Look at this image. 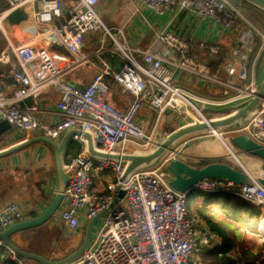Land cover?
<instances>
[{
    "label": "built area",
    "instance_id": "1",
    "mask_svg": "<svg viewBox=\"0 0 264 264\" xmlns=\"http://www.w3.org/2000/svg\"><path fill=\"white\" fill-rule=\"evenodd\" d=\"M8 1L9 5L0 11L2 30V19L29 3L36 6L34 22L49 28L21 45L8 40L6 49L2 51L0 59H9L12 52L20 67L12 71L13 80L18 84L12 95H5L0 84L1 117L27 135L36 131L58 140L70 127L75 126L82 131V134L73 136L80 152L65 164L66 170L75 163L78 165L67 182L59 221L71 230L77 229L80 213L91 219L106 209L120 191L124 192L119 203L105 216L94 242L70 264H206L203 253L218 241L210 229L198 228L190 214L189 193L171 185L172 175L166 164L172 159L163 160L160 165L135 169L125 176L127 161L90 153L83 133H91L96 150L107 154L122 155L129 153L133 147L137 150L150 148V151L158 145L156 135L167 108L173 109L174 125L181 127L207 121L209 117L205 111L212 105L250 98L258 89L254 78L247 81L250 67L256 64L254 62L250 66V56L257 36L264 38V34L243 24L236 9L227 0L136 1L137 9L143 6L155 14L171 11L175 15L190 11L230 31L234 41L221 64L220 70L225 73L221 77L206 73L188 57L191 41L195 40L193 35L186 38L166 27L155 32V39L164 44L162 49H140L130 44L125 25L111 26L102 18L98 9L101 0H73L71 4L66 0ZM87 34L98 36L97 48L90 53L83 50ZM200 47L210 48L213 56L220 49L219 44L204 40L200 41ZM172 50L180 56L173 63L174 68L222 87L226 97L215 101L177 84L175 71L165 67L168 61L166 54ZM137 53H141V59L136 56ZM107 54L117 61L118 67L104 58ZM93 56L100 58L101 65L91 81L84 86L70 81L69 75ZM106 76L113 77L121 90L132 95L125 110L107 101L110 87ZM50 86L59 92L57 106L61 119L55 123L42 118L37 103L21 105L27 97L37 102ZM145 108L157 115L149 133L148 125L138 118L139 112ZM241 130L240 134L264 145V98L246 117ZM169 135L170 131L164 129L163 139ZM222 139L225 141L224 137ZM226 147L227 157L236 153L228 143ZM95 170H107L113 174L114 180L107 184L104 191L94 190ZM261 176H264V170ZM195 189L207 194L221 192L237 195L255 207L264 205V185L255 176L247 184H237L226 178L203 179L195 184ZM122 200L127 201L128 209L122 206ZM26 213L15 201L0 207V229L25 219ZM3 245L0 239V246ZM262 255L264 258V247ZM16 261L24 264L19 256ZM257 264H262L261 260Z\"/></svg>",
    "mask_w": 264,
    "mask_h": 264
},
{
    "label": "crops",
    "instance_id": "2",
    "mask_svg": "<svg viewBox=\"0 0 264 264\" xmlns=\"http://www.w3.org/2000/svg\"><path fill=\"white\" fill-rule=\"evenodd\" d=\"M136 1L137 0H101L98 9L102 12H108L110 15H113V17L119 18L122 22L121 25H125V27L128 28L129 37H127V40L129 43L140 49L150 47L157 50L162 49L164 44L155 39V32L158 29L166 27L186 38L193 35L195 40L198 41L204 40L206 42L219 44V46L220 44H224V46L228 47L227 52H229L233 45V34L230 31L223 30L221 26L217 25L212 20L201 18L190 11H185L178 15H175L171 11L164 14H155L150 9L143 6H140L141 8L137 9ZM66 2L71 4L73 3V0H66ZM35 7L36 6L33 5L24 9L25 11H23L22 8L24 14L28 15L27 20L9 21L7 18L2 19L4 30L0 28V56L2 51L6 49L8 40L15 45H21L31 40L33 34H35L34 36H38L49 28L47 25L28 21L29 17L33 19V10ZM112 26H116V24ZM257 44L258 41L256 45ZM97 45V34H87L83 46L84 50H87L85 53L93 52L97 48ZM136 56L141 59V53H137ZM166 56L168 61L165 64V67L167 70L175 71L174 79L177 84L215 101L223 100L226 97L223 93L222 87L213 86L210 83L198 79L192 74L183 73V71L174 68L175 65H173V63L180 59L179 53L172 50L169 51ZM104 58L109 59L115 67L119 66V64L116 65L117 61L114 60L111 55H104ZM253 58H255V56ZM258 60H260L259 57L257 58V61ZM261 61L256 67V70L255 67H250L249 79L247 81L254 78L257 83H260L263 80L264 65L261 64ZM100 65V58L98 56H93L87 63L76 68L69 75L68 79L72 80V82L79 86H84L91 81ZM18 67H20V64L15 54L12 52L9 59H0V84L3 93L7 96L12 95L18 87V84L14 82L12 77V71ZM107 77L113 79L114 83H109L107 81L110 89L106 97L112 99L119 109L125 110L130 100H132V95L121 90L113 77ZM193 88H196L197 91ZM206 88H208V90L204 92ZM216 89L221 93L220 95H216L212 92ZM201 92H204L206 95H203ZM58 100V90L55 87L50 86L42 93L39 100L34 102L41 108V116L45 121L55 123L61 119V114L57 106ZM231 103L233 104H231L230 107H233L237 101ZM156 116L155 111L145 108L139 112L138 118L147 124L149 128L150 126H153L156 121ZM168 119L169 114L166 113L159 123V125L162 124V131H158V134L156 135L157 142H160V140H158L159 138H162L163 140V130L168 129L166 127ZM172 124H174V121ZM198 133L199 131L192 132L179 139L172 145L170 150L166 152L164 160L177 158L196 167H202L214 161H224L236 168H242L241 165L236 166L227 160L229 157H227L228 151L225 152L217 135L211 132ZM31 136L32 134L27 135L23 132H13L11 134L3 135L0 138V150L8 148ZM234 147L241 159L236 153L233 155H235L238 161H241L240 163L245 166L246 170L249 171L252 176H261L262 171L264 170V159L252 152L243 150L236 145H234ZM129 152H133V149H130ZM93 178L95 180L94 190L99 192L104 191L107 184L114 180L113 174L107 170H95L93 172ZM57 187L56 157L52 146L49 144L45 142H37L26 146L17 152L0 157V207L5 206L9 202L15 201L27 211L26 218L37 216L41 214L52 201L57 191ZM221 198L224 199L225 197L223 196ZM231 198L234 199V197ZM240 198L245 204L256 210V207L252 205V203L244 200L242 197ZM233 199H229V202L232 203L234 201ZM59 209L54 217L46 223L13 233L11 235V240L21 249L38 253L49 259H58L67 256L76 250L83 242L87 225L92 218L88 219L84 213H80V226L77 229L71 230L59 221ZM256 211L258 212V210ZM224 212L227 214L229 211L224 209ZM104 220L105 216L99 218L95 222L92 230L91 244L97 238L104 224ZM235 220L241 221L239 219ZM255 223L257 222L251 219L250 224L247 225L251 229H258L256 233L262 236L263 233L261 228L259 230L258 226L257 228L253 227V224ZM219 226L226 231L233 241H235L234 237L231 236L230 231L225 228L226 226L222 224ZM210 230L215 234L216 240L219 242L221 240L220 234L213 231L211 228ZM240 241L234 242V248H240V246L243 245ZM245 243L246 242H244V245ZM16 257L17 256L12 252V258L16 260Z\"/></svg>",
    "mask_w": 264,
    "mask_h": 264
},
{
    "label": "water",
    "instance_id": "3",
    "mask_svg": "<svg viewBox=\"0 0 264 264\" xmlns=\"http://www.w3.org/2000/svg\"><path fill=\"white\" fill-rule=\"evenodd\" d=\"M246 1L264 10V0ZM8 5V0H0V11H2ZM6 18L9 21H23L28 19V15L24 14L21 8H18L13 10ZM263 98L264 78L260 83H258L257 92L250 98L235 103V105L233 106L235 110L231 113L222 115L221 117L217 118H209L207 121H198L181 127H176L174 124H172L175 118V114L172 108H167L166 113L169 114V119L166 127L169 129L170 135L161 140L155 148L145 153L129 152L122 155L107 154L105 152L96 150L91 133L84 132L83 134L88 140V150L90 153L102 157L122 158L123 160L127 161L125 172L126 176L133 170L139 169L144 164H149L147 167L152 166L155 162L164 157L166 152L170 150L174 143H176L179 139L187 134L204 130H210L216 134V131L219 128L232 125L242 118H246L252 110H255L260 105ZM32 104H34V99L32 97H27L23 102H21V105L23 107L26 105L31 106ZM226 108L232 107H230L229 105ZM13 132L22 133L18 127L12 126L0 115V138L3 135L11 134ZM31 134V137L24 139L21 142H18L8 148L0 150V157L17 152L18 150L37 142H45L49 144L50 146H52L56 157L58 179L57 191L52 201L41 214L34 217L25 218L3 229H0V239L4 242L5 246H7L12 252H14L17 256L21 257L24 260V264H70L89 248L92 242V230L95 222L99 218L106 216L109 210L119 203L120 198H122L124 195V192L120 191L106 209L99 212L90 220L87 225L83 242L76 250H74L67 256L58 259H49L38 253L21 249L11 240V235L17 231L37 227L46 223L52 217H54V215L60 208L67 182L74 172V168L78 165L77 163H75L71 168L67 170L65 169L66 152L68 146L73 141V136L76 134H82V131L78 127H70L58 140L45 136L43 134H37L36 131H32ZM232 142L237 147L248 152H252L264 159V145L259 144L258 142L249 138L247 135L238 134L232 138ZM239 164L242 167L241 169L236 168L224 161H214L208 163L205 166L196 167L190 165L184 160L176 158L168 162L167 169L172 175V179L170 181L171 185L179 191H186L190 193L192 190H196L195 184L203 179L226 178L237 184L251 183L252 177L250 176L249 172L245 169V166L243 164ZM258 180L264 185V176H259Z\"/></svg>",
    "mask_w": 264,
    "mask_h": 264
},
{
    "label": "rangeland",
    "instance_id": "4",
    "mask_svg": "<svg viewBox=\"0 0 264 264\" xmlns=\"http://www.w3.org/2000/svg\"><path fill=\"white\" fill-rule=\"evenodd\" d=\"M227 1L230 5H232L236 9L237 13L239 14V17L243 20V24L247 25L248 27L256 28L258 31H260L264 34V22L259 21L248 9L242 8L240 6V0H227ZM99 11H100L102 18L104 19V21L107 24H109L111 26L114 24H116V25L122 24V22L119 18L113 17V15H110L108 12H102L101 10H99ZM28 21L33 22L34 19H31L29 17ZM125 33H126V37H129V32H128L127 27H125ZM34 35L35 34H33L32 38L37 37ZM257 46H258V50H257V53L255 55V58H253V60L250 61V63H251V65L253 64V62L256 63L257 58L259 57L262 60L261 64L264 65V38L263 37H261V41L258 43ZM83 50H84V48H83ZM84 51L87 52V50H84ZM256 67H257V65L255 66V70H256ZM193 89L195 91H197L196 88H193ZM201 93L203 95H206L204 92H201ZM207 96H209V95H207ZM231 104H233V103H229L228 105L222 104V105H218V106H211V108H208L205 111V113H206L207 117H209V118L221 117L222 115H226V114L231 113L232 111L235 110V108H233V107L232 108H226L227 106H229ZM245 121H246V118L244 117L232 125H228L226 127L219 128V130L223 133V135H221L219 130L216 131L215 135L218 136L225 152L228 151V149H227V147H226V145H225V143L221 137L223 136L225 139V142H227L235 151V147H234V144L232 142V138L243 132L241 130V128L245 124ZM151 127L152 126H150L148 128V130H147L148 133L151 131ZM158 131H162V124L159 125ZM200 132H211L212 133V131L208 130V131H199L198 134H200ZM158 140L161 141L162 138L161 139L159 138ZM153 148H155V147H153ZM131 149L136 150L137 153H145V152H148V150L150 148L149 149L140 148L137 150L136 147L135 148L133 147ZM238 157L240 158L239 155H238ZM163 160H164V157L159 159L152 166L160 165L163 162ZM227 160H229L230 162H232L236 166L240 165L239 162H237V160L234 158V156H229L227 158ZM212 199H213V202L206 203L205 197L199 196V197H193L189 202L190 214L195 219L198 228L200 230L205 229V228L210 229V225H209L208 220H207L208 218L210 220H213L215 223H217L218 226L220 224L226 226L225 228L228 229L230 231L231 236L234 237V240H235L234 242H239L240 240H242L240 242L243 245L242 246L236 245V246H240V248L235 247L233 250V253L236 255H239V254L244 255L245 253L253 254V255L259 256L260 257L259 260H261V262H262L264 259L263 255H262V249L264 247V205H260V206L256 207L255 209L258 210V214L256 216L252 217V220L257 222L259 230H260V228L262 230L263 234L261 236V235L256 233L258 229L257 230L251 229L244 222L237 221V220L233 219L232 217L228 216L224 212L223 205H221V201L223 200V198L212 197ZM121 203L125 209H128L127 201L122 200ZM226 204H228L227 210L229 212H232L233 208L235 206V203H226ZM236 239H238V240H236ZM244 242H246L245 245H244Z\"/></svg>",
    "mask_w": 264,
    "mask_h": 264
},
{
    "label": "trees",
    "instance_id": "5",
    "mask_svg": "<svg viewBox=\"0 0 264 264\" xmlns=\"http://www.w3.org/2000/svg\"><path fill=\"white\" fill-rule=\"evenodd\" d=\"M240 6L242 8L248 9L259 21L264 22L263 9L255 6L254 4L246 0H240ZM257 41L258 43L261 41L260 36H257ZM257 45L255 46L250 56V61L253 60V57L257 53L258 50ZM227 51H228V47L224 46V44H220L219 51L213 56L210 53V48H201L200 41L192 40L187 55L189 58L195 60L198 66L202 67L206 73L212 75L216 74L223 77L224 73L221 72L220 67L226 58ZM259 59L260 60L257 61V66L261 61V58ZM106 81H108L109 83H114L113 79H110V77L107 76H106ZM206 90H208V88H206L204 92ZM212 92L216 95L221 94L220 92H218L217 89ZM106 99L114 106H116L112 99H110L109 97H106ZM79 152H80V146L76 141H72L68 146L66 152V156H65L66 163H69L71 159L75 157ZM199 196L205 197L206 203L213 202L212 197L224 196L225 199L221 201V205H223V208L226 211L228 205L226 203L230 201L229 199H233L231 197H234L233 202L235 203V206L233 208V211L228 212L227 215L232 217L233 219H239L246 224H250L252 217L258 214L256 210L245 204L239 196L233 194H223L221 192L214 194H207L199 190H192L188 195V206L190 200L193 197H199ZM207 220L210 225V228L213 231L220 234L221 240L218 243H216L212 248L208 249L203 253L202 258L206 264H257V261L260 259L259 256L249 253H245L244 255L233 254L232 251L234 250L235 243L232 240V238L226 233L224 229L219 227L217 223H215L213 220H210L209 218ZM257 226H258L257 223L253 224V227L257 228ZM0 264H18V262L12 258L11 250L5 245L0 246ZM262 264H264V259L262 261Z\"/></svg>",
    "mask_w": 264,
    "mask_h": 264
},
{
    "label": "bare ground",
    "instance_id": "6",
    "mask_svg": "<svg viewBox=\"0 0 264 264\" xmlns=\"http://www.w3.org/2000/svg\"><path fill=\"white\" fill-rule=\"evenodd\" d=\"M31 6H33V3H29L28 5H25L24 7H23V11H25L24 9H26V8H28V7H31ZM34 11V10H33ZM33 13V12H32ZM4 26V25H3ZM254 110H252L249 114H252V112H253ZM219 130V129H218ZM217 130V131H218ZM220 131V130H219ZM220 133H221V135L223 134L221 131H220ZM221 138H223V137H221ZM224 141V140H223ZM159 142H156V145L158 144ZM224 143H225V141H224ZM237 155V154H236ZM232 156H234V158L237 160V162H239L238 161V159L235 157V155H233L232 154ZM240 163V162H239ZM149 164H144V165H142L140 168H145V167H147ZM246 169V168H245ZM252 176V175H251ZM252 177H254V176H252Z\"/></svg>",
    "mask_w": 264,
    "mask_h": 264
}]
</instances>
